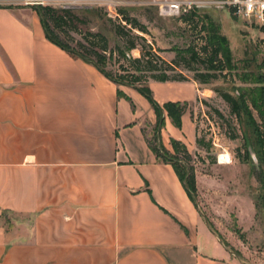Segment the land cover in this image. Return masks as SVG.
Here are the masks:
<instances>
[{
  "label": "crops",
  "instance_id": "crops-1",
  "mask_svg": "<svg viewBox=\"0 0 264 264\" xmlns=\"http://www.w3.org/2000/svg\"><path fill=\"white\" fill-rule=\"evenodd\" d=\"M25 4L0 0V264H247L153 151L150 102L51 42ZM164 83L160 105L206 96Z\"/></svg>",
  "mask_w": 264,
  "mask_h": 264
},
{
  "label": "rangeland",
  "instance_id": "rangeland-1",
  "mask_svg": "<svg viewBox=\"0 0 264 264\" xmlns=\"http://www.w3.org/2000/svg\"><path fill=\"white\" fill-rule=\"evenodd\" d=\"M26 7H35L36 0H21ZM44 5L58 9H67L82 20H67V24L56 32L71 45L78 48V43H85L89 33L100 34L107 38L109 48H121L126 56L116 52L108 61L106 71L114 77L125 75V70L132 65V59L140 56V49L126 51L124 41L118 36L116 27L125 25V17L137 19L148 31V34L135 31L145 37L155 50H164L160 55L172 62L179 53L193 45L199 47L203 42L199 33L191 29L181 17L162 16L159 6L154 0H42ZM201 15H209L226 36L234 61L238 64V72L242 73L244 61L251 62L250 72L254 79L264 83V28L248 25L235 18L229 9L201 8ZM93 39V38H91ZM98 42V41H97ZM184 55V54H183ZM187 58L189 55H185ZM204 71L202 67H197ZM177 72L187 77L185 84H178L179 95L190 98L195 94L194 85L199 84L206 96L198 97L194 102H186L191 120H182L178 128L171 122V127L159 133L157 122H147L145 134L153 146H163L167 137L181 142L187 147V155L176 154L169 146H163L162 154L177 156L181 167L193 169L196 178V202L204 220L212 230L219 234L228 248L247 264H264V161L254 128L248 116L244 114L242 121H237L230 114L228 104L216 93V90L228 92L234 96L244 85L235 74L220 76L209 84H200L194 80V72L183 67ZM177 72L175 74H177ZM174 73L171 75H175ZM149 79V87L153 98H162L169 84ZM215 111L222 113L219 117ZM254 118L259 122L257 112L252 109ZM193 125L194 130L193 131ZM239 138L231 139L232 133ZM201 139L205 147H200ZM171 145V143H170ZM249 159L243 160L246 149ZM239 153L240 158L237 157ZM228 154L230 163H222L220 156ZM176 158V157H175Z\"/></svg>",
  "mask_w": 264,
  "mask_h": 264
},
{
  "label": "trees",
  "instance_id": "trees-1",
  "mask_svg": "<svg viewBox=\"0 0 264 264\" xmlns=\"http://www.w3.org/2000/svg\"><path fill=\"white\" fill-rule=\"evenodd\" d=\"M42 21L47 38L76 58H80L88 63L93 64L108 79L117 85L129 86L138 90L152 105L158 118L156 130L160 133L165 126V114L172 123L178 128L182 127V118L188 111L187 103L184 102H167L160 105L153 98L152 90L149 87V79L156 82H184L187 81L182 73L177 72L183 67L187 71L194 72V80L200 84H209L213 79L235 74L238 81L244 87L237 90L234 96L222 90H216V93L228 104L231 116L237 121H242V116L246 114L252 123L257 139L261 148V155L264 161V83L260 85L254 79V73L250 72V61H244L242 73H239L238 64L234 61L229 41L226 36L222 35L219 27L209 15H201L199 9L191 11L181 17V20L196 33H199L202 44L196 45L179 53L172 62H167L160 53L164 50H155L148 43L145 37L135 34V31L148 34L147 29L135 18L125 17L122 19L125 25L116 27L118 36L124 41L126 51L140 49V56L132 59V65L125 70V75L114 77L106 71L108 61L118 52L122 56L126 53L121 48L112 50L109 48L108 40L100 34H87L84 38L85 43H78V48H73L67 43L57 29H61L67 24V20L75 19L82 22L73 11L67 9H58L51 6H35L34 7ZM93 38V39H91ZM98 41V42H97ZM184 54V55H183ZM185 55H189L187 58ZM197 67H202L201 71ZM177 72V74H175ZM175 75H171V74ZM121 94V93H120ZM252 109H254L259 118V122L254 118ZM219 117H223L222 113L215 111ZM239 135L234 131L231 139L235 140ZM197 144L205 147L203 140L198 139ZM152 146L156 155L164 161L173 164L180 180L184 183L189 195L195 200L197 192L196 178L193 169L181 167L180 160L177 156L169 157L162 154L163 146ZM171 146L176 154L183 152L187 155V147L179 140L172 139ZM246 149V148H245ZM176 157V158H175ZM240 158L239 153L237 155ZM249 159V152L246 149L244 161Z\"/></svg>",
  "mask_w": 264,
  "mask_h": 264
},
{
  "label": "built area",
  "instance_id": "built-area-1",
  "mask_svg": "<svg viewBox=\"0 0 264 264\" xmlns=\"http://www.w3.org/2000/svg\"><path fill=\"white\" fill-rule=\"evenodd\" d=\"M160 14L169 17L183 15L201 8H227L231 14L248 25L264 28V0H154ZM27 4V3H26ZM34 5H44L36 0Z\"/></svg>",
  "mask_w": 264,
  "mask_h": 264
},
{
  "label": "bare ground",
  "instance_id": "bare-ground-1",
  "mask_svg": "<svg viewBox=\"0 0 264 264\" xmlns=\"http://www.w3.org/2000/svg\"><path fill=\"white\" fill-rule=\"evenodd\" d=\"M220 161L222 163H230L231 159H230V156L228 154H223L220 156Z\"/></svg>",
  "mask_w": 264,
  "mask_h": 264
}]
</instances>
